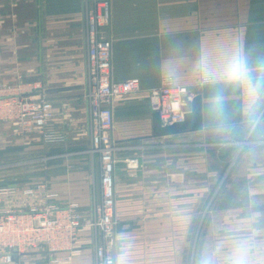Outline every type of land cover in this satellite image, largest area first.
I'll use <instances>...</instances> for the list:
<instances>
[{"label":"crops","instance_id":"crops-1","mask_svg":"<svg viewBox=\"0 0 264 264\" xmlns=\"http://www.w3.org/2000/svg\"><path fill=\"white\" fill-rule=\"evenodd\" d=\"M91 1L0 0V81L15 84L21 75L24 84L39 86L36 93L52 102L53 127L64 136L62 141L47 143L59 144L55 146L45 145L39 137L13 139L10 145L34 148L31 152L37 151L34 154H41L40 158L47 153L50 162L83 156L63 163L66 170L59 173L52 171L58 164L49 163L51 171L37 201L61 207L78 203L84 220L101 200V178L95 174L98 169L88 167L90 149L84 145L90 133L84 99L85 10ZM110 2L107 33L113 40L114 80L137 78L141 84L138 92L115 104L113 137L118 142L135 139L145 144L139 145L145 152L137 167H128L129 158L116 163L114 264H232L237 248L228 236L235 230L200 225V154L202 149L220 156L228 150L237 152L232 146L243 141L255 124L257 130L249 136L253 144L244 149L237 165L247 171L248 186L257 188L261 204L256 210L232 211L231 216L246 218L245 236L240 239L248 244L242 251L247 254L243 263L264 264V0ZM237 62L244 69L239 80L229 76L230 66ZM165 77L187 87L193 97H201L200 131L153 136L149 91ZM11 130L0 124V134ZM23 190L5 198V205L23 209L33 203L35 199L23 196ZM49 194L56 196L47 199ZM75 247L70 261L61 259L70 254L45 250L16 260L19 264H94L90 228L81 231Z\"/></svg>","mask_w":264,"mask_h":264},{"label":"built area","instance_id":"built-area-1","mask_svg":"<svg viewBox=\"0 0 264 264\" xmlns=\"http://www.w3.org/2000/svg\"><path fill=\"white\" fill-rule=\"evenodd\" d=\"M112 8L110 0H92L85 10L87 71L84 99L89 109L92 151L101 162V200L94 204L88 219L77 204L61 207L55 203L37 201L43 186L23 190L22 195L35 199L23 209L5 205V196L16 189L0 191V264H19L20 256L37 250L72 254L81 231L88 227L93 232L94 264H114L117 245L115 219V156L112 132L115 104L140 90L137 78L115 81L113 77V40L108 36ZM16 83L0 81V124L11 132L2 138L30 140L40 137L46 143L59 142L64 136L53 127L54 108L39 86L24 84L19 75ZM209 79L204 82H208ZM153 112H158L163 126L181 122L190 111L193 96L187 87L165 77L159 87L149 91ZM129 168L138 166L136 159L128 160ZM55 194L46 195L54 199ZM71 254L63 256L70 261Z\"/></svg>","mask_w":264,"mask_h":264},{"label":"rangeland","instance_id":"rangeland-1","mask_svg":"<svg viewBox=\"0 0 264 264\" xmlns=\"http://www.w3.org/2000/svg\"><path fill=\"white\" fill-rule=\"evenodd\" d=\"M190 95L192 94L190 93ZM256 127L257 124L253 125L249 130L248 136L245 137L243 141H239L240 143H237V145L232 146L238 148L237 152H235V150H228L226 152L224 151V154L222 153L220 156L214 153L213 150L202 149V153L200 154V178L202 184L200 225L202 227L228 226L235 231H240H234L228 236L234 241L232 247L237 248V251H234L233 254L232 264H237V261L244 262V260H246L247 254L246 252L242 254V251L247 250L248 244L247 242L242 243L240 240L245 236L242 233V229H244V226H247L246 218L243 219L241 216L232 217L231 213L232 211H241L244 209L256 210L261 204L257 201L259 200L257 194L259 191L256 190L257 188H250V186H248L247 171L242 170L239 168V165H237L238 158L244 149L253 144L249 136L254 134L255 130H257ZM112 139L115 142L114 146L117 163L120 161V158H129L127 161L131 159H143L145 150H143L144 147H140L139 145L145 146V144H141L140 141H135V139L128 143H125L126 141L118 142V140L113 137V132ZM12 141L13 140L9 138L1 139L0 191L3 189H26L41 186L46 182V175L51 171L49 170V163L58 164V166H54L52 171L59 173L66 170V166H64L63 163L67 161L71 162L73 159L77 161L83 158L81 155H69V157L64 156L63 158L50 162L47 153L45 158H40L39 156L41 154H34L37 153V151L31 152L34 148H32V150L28 147L17 148L19 145H10ZM43 143L47 146L59 145L47 144L44 141ZM84 145L90 149L89 153L87 152L88 156L91 155L88 160V167L90 169L93 167L95 171L98 169V172H95V174H98L97 178L99 179L101 178V162L99 156L92 151L90 135L88 139H84ZM129 145L132 146L131 150L128 148ZM8 147H12V149ZM134 147L138 148L136 149ZM42 151H44V149ZM222 159H225L226 163L222 161ZM222 162H224V164H221ZM94 190L95 189L92 188L93 193ZM10 195L12 194H8L5 197L7 198ZM5 203L7 204V202ZM72 204H77L79 206L78 203ZM226 212L228 213L227 215ZM221 232L224 233V228ZM223 237L225 236L223 235Z\"/></svg>","mask_w":264,"mask_h":264},{"label":"water","instance_id":"water-1","mask_svg":"<svg viewBox=\"0 0 264 264\" xmlns=\"http://www.w3.org/2000/svg\"><path fill=\"white\" fill-rule=\"evenodd\" d=\"M203 128L202 99L195 96L183 121L163 126L158 112L152 114V132L154 137H166L188 132L200 131ZM17 261V260H16Z\"/></svg>","mask_w":264,"mask_h":264},{"label":"clouds","instance_id":"clouds-1","mask_svg":"<svg viewBox=\"0 0 264 264\" xmlns=\"http://www.w3.org/2000/svg\"><path fill=\"white\" fill-rule=\"evenodd\" d=\"M229 76L235 80L242 79L244 76L243 66L238 62L231 65L229 68ZM237 264H243V261H237Z\"/></svg>","mask_w":264,"mask_h":264}]
</instances>
